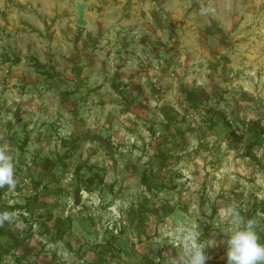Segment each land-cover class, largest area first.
<instances>
[{
  "label": "rangeland",
  "instance_id": "rangeland-1",
  "mask_svg": "<svg viewBox=\"0 0 264 264\" xmlns=\"http://www.w3.org/2000/svg\"><path fill=\"white\" fill-rule=\"evenodd\" d=\"M0 146V264H181L193 218L225 264L229 205L264 244V0H0Z\"/></svg>",
  "mask_w": 264,
  "mask_h": 264
},
{
  "label": "clouds",
  "instance_id": "clouds-1",
  "mask_svg": "<svg viewBox=\"0 0 264 264\" xmlns=\"http://www.w3.org/2000/svg\"><path fill=\"white\" fill-rule=\"evenodd\" d=\"M13 155L7 146H0V187L13 190L16 185ZM227 224L223 236L225 264H264V244L258 242L255 221L245 220L237 208L229 205L218 212ZM8 212H0V223L10 221ZM198 219H180L171 225L170 239L180 255L181 264H206L204 249L217 244L214 238H201ZM173 264V262H170Z\"/></svg>",
  "mask_w": 264,
  "mask_h": 264
},
{
  "label": "water",
  "instance_id": "water-1",
  "mask_svg": "<svg viewBox=\"0 0 264 264\" xmlns=\"http://www.w3.org/2000/svg\"><path fill=\"white\" fill-rule=\"evenodd\" d=\"M86 6H87V4L84 2H76L74 5L75 14H76V18H75L74 22L79 27L85 26V20L83 18V15H84V9L86 8ZM12 116H13V118L19 117L18 108L15 109ZM80 199H81L80 198V192L78 190H75L74 195H73V203L75 205H78L80 202Z\"/></svg>",
  "mask_w": 264,
  "mask_h": 264
},
{
  "label": "trees",
  "instance_id": "trees-1",
  "mask_svg": "<svg viewBox=\"0 0 264 264\" xmlns=\"http://www.w3.org/2000/svg\"><path fill=\"white\" fill-rule=\"evenodd\" d=\"M37 202V196H33L31 200H27L26 205L29 206L31 202Z\"/></svg>",
  "mask_w": 264,
  "mask_h": 264
}]
</instances>
